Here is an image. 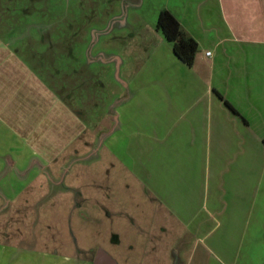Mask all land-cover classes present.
I'll use <instances>...</instances> for the list:
<instances>
[{"label":"crops","instance_id":"1","mask_svg":"<svg viewBox=\"0 0 264 264\" xmlns=\"http://www.w3.org/2000/svg\"><path fill=\"white\" fill-rule=\"evenodd\" d=\"M170 1L158 13L197 42L192 65L157 17L148 27L128 11L90 19L91 46L83 23L44 26L35 0L0 1V213L43 203L45 177L59 188L50 176L94 142L95 157L106 149L136 180L128 193L194 238L185 264H264V0ZM8 216L0 264H81Z\"/></svg>","mask_w":264,"mask_h":264},{"label":"rangeland","instance_id":"2","mask_svg":"<svg viewBox=\"0 0 264 264\" xmlns=\"http://www.w3.org/2000/svg\"><path fill=\"white\" fill-rule=\"evenodd\" d=\"M35 1L41 11L34 18L35 23L47 26V18L62 24H67V18L83 23L84 34L80 43L89 41L88 45L91 46L95 45L92 43L93 33L88 35L91 26L85 28L90 19L100 21L106 15L121 16L128 11L144 15L148 27L150 21L156 20L158 7L166 2L142 0L139 5L136 0ZM174 2L171 0L169 3ZM46 7L48 11H44ZM0 33L3 36L6 34L2 27ZM80 50H76V55H79ZM94 53L95 48L92 50ZM112 65L115 68L114 62ZM92 74L89 78H93L95 73ZM92 143L89 154L81 158L80 163L66 166L60 174L55 172L53 175L56 176H50L51 180L61 183L59 188H51L48 175L45 174L46 183L42 184L53 193L43 203L44 199H28L22 202V213L8 212V220L23 223L22 226H28L27 231L32 234L43 231L53 240L49 245L51 249L70 255L81 264H93L94 256L100 249L113 256L117 264H170V260L176 257L185 264L194 238L170 220L164 210L148 200L142 191L137 189L138 192L128 193L127 186L139 188L136 180L115 162L106 149H97L95 157L97 144ZM67 159L62 163L68 162ZM7 214L0 213V220ZM34 237L40 236L33 235V242Z\"/></svg>","mask_w":264,"mask_h":264},{"label":"trees","instance_id":"3","mask_svg":"<svg viewBox=\"0 0 264 264\" xmlns=\"http://www.w3.org/2000/svg\"><path fill=\"white\" fill-rule=\"evenodd\" d=\"M156 27L171 43L175 55L187 65H192L197 42L181 28L177 19L168 10H161L158 13Z\"/></svg>","mask_w":264,"mask_h":264},{"label":"water","instance_id":"4","mask_svg":"<svg viewBox=\"0 0 264 264\" xmlns=\"http://www.w3.org/2000/svg\"><path fill=\"white\" fill-rule=\"evenodd\" d=\"M93 264H116L114 259L104 250L100 249L94 256Z\"/></svg>","mask_w":264,"mask_h":264}]
</instances>
